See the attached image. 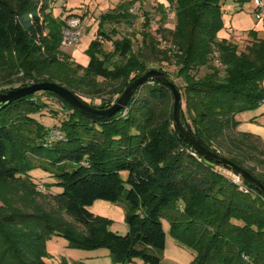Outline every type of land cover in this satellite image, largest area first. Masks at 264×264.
I'll return each mask as SVG.
<instances>
[{
	"label": "trees",
	"instance_id": "trees-1",
	"mask_svg": "<svg viewBox=\"0 0 264 264\" xmlns=\"http://www.w3.org/2000/svg\"><path fill=\"white\" fill-rule=\"evenodd\" d=\"M227 1L242 5L250 0H166L175 17L170 48L160 50L147 32L142 43L151 59L175 65V76L182 80L175 84L183 104L181 121L194 139L264 186V144L236 130L239 114L264 105V38H254L246 51L219 40ZM130 18L127 7L102 15L99 38L111 40L104 23ZM145 19L146 27L147 14ZM63 25L47 12L46 0H0V58L9 57L0 67L22 73L16 87L0 86V93L46 81L104 110L151 70L127 37L113 41L109 53L95 39L87 51L89 65H77L60 51ZM214 52L219 65L212 61ZM104 94L111 101H92ZM43 98L62 105L54 111L63 113L60 123L51 128L37 118L47 108ZM172 100L166 87L148 80L111 117L82 114L47 91L2 109L0 264H48L45 244L53 236L64 238L69 248L105 249L112 264H160L166 245L162 220L169 224V236L192 252L194 264H264V194L241 178L248 191L242 193L222 173L232 172L229 168L188 145L175 127ZM55 130L61 139L52 137ZM36 169L49 173L61 188L48 196L49 205L36 202V189H49L30 176ZM7 195L21 201L23 209ZM98 200L125 205L124 235L110 230L109 219L90 212Z\"/></svg>",
	"mask_w": 264,
	"mask_h": 264
},
{
	"label": "rangeland",
	"instance_id": "rangeland-1",
	"mask_svg": "<svg viewBox=\"0 0 264 264\" xmlns=\"http://www.w3.org/2000/svg\"><path fill=\"white\" fill-rule=\"evenodd\" d=\"M139 12L144 13L145 11L142 9H137ZM169 15L172 14L171 12L168 13ZM167 14V15H168ZM132 15V14H130ZM163 16L164 17V23L161 26L160 30L158 31L159 38L157 39L158 47H159V40L165 41L166 44L169 43L170 40V31L173 30L174 27V18L173 16ZM135 16V15H133ZM137 19L142 21L141 18H138V16H135ZM153 23H161L162 20H155L152 18L151 20ZM160 24V25H161ZM103 28L108 32L111 40H103L99 38V35L97 33L98 31V21L95 20L89 27H85V31L83 36L80 38L79 43L74 47H63L60 48V51L64 54H67L71 57V59L77 64L82 67H87L89 65L90 57L87 54V51L89 49V45L92 41H94V38H98L103 43V49L105 52L109 53L112 51V42L114 40H118L121 38H129L131 39L133 43V51H140L143 53L147 66L151 69L158 70L157 68L161 67L162 72L166 71V77L172 82L177 85L182 84V80L180 78H177L175 76L176 67L173 63H166V62H159L151 59V56L146 49H144V44L142 43V30H143V23L136 21H130L129 23H114V24H105ZM114 31L116 35H112L111 31ZM247 45L243 44V47H240V51H246ZM160 49V48H159ZM6 60L9 63V57L7 55L4 56V58H0V63L3 60ZM7 63V64H8ZM204 71H200L199 75H202ZM22 73L19 71L18 73H13L12 70L7 68L6 66L1 68L0 67V86H7L9 84H12L14 87L17 85V83L21 82ZM101 81V79H99ZM33 84V83H32ZM118 83L111 84L112 87L117 86ZM109 94H104L100 98H97V100H92L95 103H98L99 100L103 101H111ZM47 103V108L43 111V115H37V118L39 121H41L47 128H51L54 124H59L60 120L62 118V114L58 112L55 114V110H59L60 107H62L61 103L53 98H43ZM113 104V102H112ZM173 105V100L171 102ZM181 107L183 108V104L181 102ZM262 110V107L259 106L254 111L244 112L239 114L236 117V120L238 121V126L243 125L240 132H251L250 127L248 126L249 121H244V119L249 118V116L253 115L254 113H258ZM247 113V114H246ZM250 113V114H248ZM245 114V115H243ZM244 116H247V118H244ZM258 116V115H257ZM260 140V139H259ZM262 141V140H260ZM264 144V142L262 141ZM122 178H125L127 173L121 172L120 173ZM30 176L34 180L35 183H43L45 185L49 186L48 190L44 191H38V195L36 197V202L40 205H49L50 201L48 196L50 194H57L61 192V188L54 185L55 179L53 177H50V174L47 172L42 171L41 169H36L30 172ZM37 190V189H36ZM20 192H23V190ZM18 192V193H20ZM1 193V190H0ZM6 195V194H5ZM21 195V194H20ZM7 199H11L13 202V206L17 209H23V203L21 201H15L12 196L7 195ZM10 201V200H9ZM48 208V207H47ZM90 212H92L95 215L105 217L111 221L115 222V228L116 231L122 232L118 234H125V231H121L120 227L125 226V205L124 204H112L105 201H95L91 206H89ZM64 218L67 221H70V219L64 214ZM164 231L170 239L169 236V224L167 221L162 220ZM110 225V226H111ZM46 253L47 256L45 257V261L48 264H61V262H65L67 264H76L79 262L86 263V264H112L111 259L108 257V251L105 249H100L97 251H82L78 249L69 248L67 246V242L62 237L53 236L49 240L46 241ZM189 251V250H188ZM191 252V251H190ZM192 253V252H191Z\"/></svg>",
	"mask_w": 264,
	"mask_h": 264
},
{
	"label": "crops",
	"instance_id": "crops-1",
	"mask_svg": "<svg viewBox=\"0 0 264 264\" xmlns=\"http://www.w3.org/2000/svg\"><path fill=\"white\" fill-rule=\"evenodd\" d=\"M261 1L264 3V0ZM46 3H47V12L51 13L52 17L55 19H60L64 21L68 16L70 17L78 16L84 20L85 27H89L93 23V21L97 20L98 21L97 33L100 30V26H101L100 22L102 15L107 13L122 12L124 7H127L128 11L134 7L137 9H142L145 11V15L147 14V17L149 19L148 26L145 27L146 19L140 21L133 15H131V18L127 22L122 21V23H129L130 21H136L137 23L142 22L143 23V30L141 32L142 36L144 32H147L155 40L159 38L158 31L160 30L161 26L164 23L163 16L171 12L169 10V5L166 2V0H46ZM255 11L256 8L253 0H250L242 5L234 3L232 1L225 2L223 6L224 24H223V28L218 32L217 38L219 40H226L230 43H233L238 48L243 47V44L245 45L249 44L251 41H253L254 38L263 39L264 16L260 20H257L255 18ZM171 15L174 18V25H175L174 14L173 13L170 15L168 14L167 16H171ZM152 18L157 21L159 19L162 20V24L153 23L151 21ZM105 24H112V23H104L103 26ZM103 26L102 29L105 32H107L103 28ZM112 31L111 33H113ZM94 39H98V38H94ZM262 85L264 87V81ZM261 107L262 110L260 112L258 113L253 112V115L249 116V118H247V116H244V118H247L244 119V121H249L248 126L250 127L251 132H245L243 130L242 132H240L243 125L238 126L236 130L240 134L253 135L264 142V105H261ZM116 228H115V222L112 221L110 230L117 234L122 233L116 231ZM120 230L125 231L126 233L127 232L126 224L124 227L121 226ZM193 257L194 255L190 251L178 245V243H176L171 237L170 239H168L166 235V245L162 254L160 264H194ZM126 264H143V263L139 260H134Z\"/></svg>",
	"mask_w": 264,
	"mask_h": 264
},
{
	"label": "water",
	"instance_id": "water-1",
	"mask_svg": "<svg viewBox=\"0 0 264 264\" xmlns=\"http://www.w3.org/2000/svg\"><path fill=\"white\" fill-rule=\"evenodd\" d=\"M148 80H153L162 84L166 87L173 98L172 105V116L176 129L178 130L181 137L188 143V145L201 157L208 161L215 162L224 168H229L233 173L238 175L240 178L249 182L256 189H258L262 194H264V186L256 180L251 174L239 167L238 165L232 163L228 159L221 157L220 155L204 148L200 145L192 136L190 131L184 126L181 121V96L175 85L166 77V75L159 70L151 69L145 72L139 78L133 80L123 91L120 97L112 104L111 107L100 110L86 105L82 102L76 95H74L69 90L64 87L46 81H39L30 85L19 87L13 90H9L3 93H0V111L4 109L11 102L31 95L40 91H47L56 94L62 98L65 102L73 106L80 113L85 114L91 117H111L124 108L129 102L130 98L136 91L138 87L145 84Z\"/></svg>",
	"mask_w": 264,
	"mask_h": 264
},
{
	"label": "built area",
	"instance_id": "built-area-1",
	"mask_svg": "<svg viewBox=\"0 0 264 264\" xmlns=\"http://www.w3.org/2000/svg\"><path fill=\"white\" fill-rule=\"evenodd\" d=\"M255 4V18L257 20H260L264 16V3L261 0H253ZM129 13L135 16H138V18H141L142 20L145 19V15L142 12H139L137 8H132L129 10ZM85 31V23L84 20L81 17L78 16H71L67 17L64 20V25L61 30V39H60V48L63 47H74L76 46L80 38L83 36ZM159 48L160 50H167L170 48L169 44H166L165 41L159 40ZM212 61L215 65H219V60L217 58V54L214 52L212 54ZM52 137L55 139H61V134L58 130L53 131ZM223 174H225L227 177L231 179V181L236 184L239 188V190L242 193H247V189L242 185L241 178L232 173V172H225L222 171ZM38 191H44L45 188L43 186H39Z\"/></svg>",
	"mask_w": 264,
	"mask_h": 264
}]
</instances>
